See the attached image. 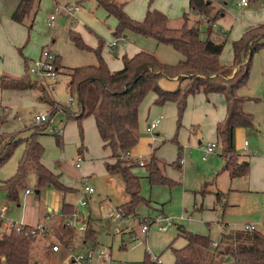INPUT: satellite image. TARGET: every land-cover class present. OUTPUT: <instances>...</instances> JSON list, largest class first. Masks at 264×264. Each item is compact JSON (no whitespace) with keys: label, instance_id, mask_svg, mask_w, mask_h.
<instances>
[{"label":"rangeland","instance_id":"rangeland-1","mask_svg":"<svg viewBox=\"0 0 264 264\" xmlns=\"http://www.w3.org/2000/svg\"><path fill=\"white\" fill-rule=\"evenodd\" d=\"M62 6L63 2L69 0H58ZM82 5L90 16L84 19L72 18L68 13L58 10L57 12L48 11L42 8L40 10L34 9L36 13L35 20L31 29H27L26 38L22 45L15 47V54L18 56L19 73L18 76H13L10 73L4 72L2 75H9L12 77H21L29 80L30 85L38 91V99L41 102H53L54 107L48 103L45 107L39 106L37 100L35 102L34 92H27L25 96H16L15 99L8 102V107L11 109H3L0 112V142L3 138L10 137L11 134H16L20 137H28L34 122V115L39 113L49 114L52 122L49 123L44 134L38 135V141L44 147L42 162L46 167L55 173L60 174V181L64 185L71 187L66 193L57 191L56 189L45 186L39 188L40 192L36 194L35 174L32 169H29L24 178L23 186L18 190V203L6 198L5 192L0 188V206L2 204L8 205L9 210L6 219L10 222L19 223L23 216V211L27 210L29 215H33L37 210L43 208H53L56 199L59 197L58 205H62L63 201H69L75 206L87 213L84 206H78L77 201L81 197V187L83 180L92 184L99 192L111 191L113 192V200L119 197L117 186L120 185L121 177L114 175L108 177L105 172L104 161L107 158L108 152L102 147L101 140L98 136L94 119L92 116H86L81 119L79 124L77 120L69 118L65 110L72 111L74 114L78 112L73 101L71 105L68 104L70 94L68 84V72L73 67L84 66L89 64H96V56L92 52L82 51L77 49L69 38V31L73 30L80 34L82 41L88 47L95 49L99 43H102V56L104 55L110 66L122 67V55L130 57L129 51H126L127 45H138L139 37L135 34H127L126 37L116 38L113 32L116 28L117 22L114 17H109L101 7L95 4L94 0H75ZM118 4L124 5L125 13L134 21L141 22L148 9H155L164 14L168 19V25L171 28H179L183 23V16L186 14L188 24L193 25L196 21L201 31V37L205 38L207 27L210 26L205 17H199L188 10L187 0H115ZM219 4L224 8V16L218 17L211 26V39L216 43H224L223 51L219 56L222 64H229L232 60V43L237 41L243 34L246 24L254 23L264 24V21H259L253 18L255 16L264 15V0H248L247 7L240 4V0H219ZM41 7V6H40ZM60 7V6H59ZM215 9H221L219 6H214ZM42 10V11H41ZM222 10V9H221ZM48 13V14H47ZM55 15L56 20L54 26L48 27L46 23L47 15ZM262 20L264 18L260 17ZM5 33H0L2 41L1 48L7 49V37ZM16 36V35H15ZM144 38V37H143ZM151 38L145 39L144 42H153ZM52 40L54 41L52 43ZM115 41L116 46L110 48V44ZM14 43V42H13ZM50 48L52 53L58 57L60 69L55 80H48L47 84L40 83L33 79L32 76H27L25 65L36 59L43 48ZM145 50V47H144ZM264 48L256 52L252 56L249 76L245 85L238 89V95L247 98L244 102V110L251 114V127H241L244 134L241 138L243 142V149L240 146H235V151L244 154L250 163V173L247 177H237L232 180L229 179L228 173L222 171L223 161L218 155L221 150L216 149L215 153L211 155V162H203L198 144L196 143V136L191 134L188 139L183 136L186 124L183 120L184 114L180 118V125L177 124L178 111L174 102L167 101L163 104L154 102L155 97L153 91H149L144 99L149 98L152 102L147 105L144 110V115L150 114L146 120L140 122V129L145 128L152 119L153 113L158 111L162 114L164 120L161 123L162 127H157L153 132H144L146 135H156L157 140L152 142L155 149V156L163 159L167 165L165 166L166 175L169 177L178 178L179 185H170L164 188L163 185H153L151 191V198L155 202L152 204L155 208H164L167 215L184 214L185 220L177 221V224L182 225L186 230L194 233L204 234L209 236L211 242H216L220 238V234L224 228L228 229H243L245 224H252L258 231L264 233ZM147 52V51H144ZM158 59L160 56L163 60L160 61L167 64H177L181 56L168 45L157 44L152 52ZM158 55V56H157ZM26 58V59H24ZM236 68V67H235ZM115 69V70H117ZM237 69V68H236ZM4 82L9 83V80L3 79ZM44 88L41 91V88ZM36 92V91H35ZM31 95V96H30ZM30 96V98H29ZM13 97V96H12ZM194 96L188 97L189 99ZM74 98V96L72 97ZM141 102V104L145 101ZM154 99V100H153ZM74 100V99H73ZM13 102V103H12ZM213 102V101H212ZM43 105V104H41ZM145 105H142V109ZM217 110L222 109V104L215 103ZM149 107V110L147 111ZM140 109V108H139ZM144 124V125H143ZM80 127L81 131L80 132ZM5 134V135H4ZM56 136L60 138L59 144L56 142ZM200 139V138H198ZM236 141V137H235ZM207 139L202 140V144H206ZM246 142V144H245ZM24 144L19 143L13 150L11 156L0 165V183L11 177L16 170L20 157L23 152ZM179 146L181 147L179 150ZM81 149L84 153L85 160L76 168L71 163V159L75 158L78 150ZM178 152L182 157V169L179 171L171 164L177 159ZM122 161V160H121ZM164 163V164H165ZM140 168V167H138ZM186 168V172H185ZM211 168V169H210ZM213 169V172H212ZM143 171V168L139 169ZM180 172V173H179ZM209 173V174H207ZM213 173V174H212ZM143 177L145 173L142 172ZM88 175V177H86ZM141 175V174H140ZM203 179L198 181L200 176ZM211 176V178H210ZM83 177H86L85 179ZM215 179L213 186L218 188L223 195L218 202L213 191L210 195L206 194L194 197L193 191L200 189L205 181ZM141 185V181H140ZM201 186V187H200ZM75 188V189H72ZM144 187V193L149 192L148 185ZM185 189L188 199L185 200L180 189ZM25 189H31L32 194L25 196ZM206 189V187H205ZM141 190V186H140ZM73 192V193H71ZM143 194V191H141ZM144 195V194H143ZM93 196V195H92ZM95 196V195H94ZM147 196V195H146ZM57 197V198H56ZM192 198L197 202L199 207L194 209L192 206ZM28 199L26 202L25 200ZM185 200V201H184ZM22 201L24 206H22ZM184 201V202H182ZM158 202L159 206L156 205ZM57 204V203H56ZM53 206V207H52ZM104 208V207H103ZM102 208V209H103ZM153 209V208H152ZM61 210V208L59 209ZM106 212V209L102 210ZM47 214L45 213V216ZM60 220L59 217L43 218L40 223L48 226L46 235L38 234L30 242L29 263L28 264H66L68 256L71 253H77L84 250L82 246V236L80 231L70 229L71 237L68 246L62 242L54 232V225ZM53 227V228H52ZM113 227V225H112ZM112 227L109 228L113 235ZM152 226L150 231H154ZM178 227L176 225L170 227L167 233H176ZM244 230V229H243ZM117 237V235H114ZM69 237V236H67ZM66 237V238H67ZM151 238L150 236L148 237ZM108 238H101L98 240L100 244H108ZM181 239L178 237L176 242ZM150 251L153 254L162 255L164 264H174L172 259L170 263V253L167 249L162 248L157 250L150 245ZM132 244L128 246L127 254L122 260L128 261V264H138L130 261L127 258H144L143 246ZM57 246L58 250L53 251L52 247ZM136 246V247H135ZM142 246V247H141ZM135 247V248H134ZM133 248V249H131ZM147 251V250H146ZM113 253V252H112ZM227 258V257H226ZM169 259V261H167ZM141 264V262L139 263Z\"/></svg>","mask_w":264,"mask_h":264},{"label":"trees","instance_id":"trees-1","mask_svg":"<svg viewBox=\"0 0 264 264\" xmlns=\"http://www.w3.org/2000/svg\"><path fill=\"white\" fill-rule=\"evenodd\" d=\"M94 1L109 17L116 19L117 25L112 33L114 37L124 38L127 34H135L151 38L158 44L172 47L181 55L177 64H167L153 54L141 51L134 56H122V67L110 70L101 54L102 43L92 49L84 44L78 33L69 32L73 45L79 50L92 52L96 56L97 63L70 69L67 88L72 97L74 96L78 112L74 114L69 109L64 111L69 118L77 120L79 124L84 117H93L102 147L108 152L106 171L121 177L124 191L129 197L128 201L122 205L135 213L137 204L148 203L140 195V177L130 170V167L137 164L132 162L126 166L128 159L125 154L138 141V108L149 91L156 94L155 102L158 104L167 101L176 104L178 126L189 95L213 92L223 94L226 115L216 126L217 143L221 147V155L224 158L223 169L229 172L231 178L247 177L250 163L246 156H239L235 151L234 137L237 127L252 126V117L243 108L247 98L238 95L237 91L247 82L252 56L264 48V24L244 31L241 37L232 43L231 62L222 64L219 56L223 51L224 43H216L211 39V23L221 16L222 10L215 9L205 0H188L189 12L205 17L210 23L205 38L201 37L197 24L199 21L189 25L186 14L183 16L181 27L171 28L167 17L155 9H148L143 20L136 22L125 13L124 5L118 4L115 0ZM32 6V0H21L11 20L17 24H24L25 19L30 17ZM24 77L1 75L0 88L24 90L34 87ZM161 77H175L178 85L174 89H164L159 84ZM3 79L10 82L6 83ZM43 89L42 87L41 91ZM46 103L51 107L55 106L53 102L46 101ZM47 127V123H35L29 128L31 134L26 138L16 134H11L8 138L1 136L3 142H0V165L11 156L19 143L24 144L15 173L0 183V188L4 190L9 200H18V190L23 186L29 169H32L35 174L37 190L45 186H50L62 193L69 190L70 187L60 181V174L50 170L41 160L44 147L37 136L44 134ZM80 132H82L81 127ZM59 141L60 138L56 136L58 144ZM180 148L179 146V150ZM180 159V152H178L177 159L171 163L178 170L181 166ZM159 164L160 161L153 151L145 165L147 173L157 178L163 177L162 167ZM222 195V192L215 193L217 200ZM74 209L71 203L62 202L63 213L70 214ZM177 227L185 244L180 248L173 247L172 244L168 245L173 253L175 264H264V233L261 231L225 227L216 247H213L210 246L209 236L191 232L181 225ZM28 229L29 226H26L24 231L16 232L14 228H11L7 232L0 219V255L5 256V264L29 263L30 242L33 239L26 233ZM54 232L62 242L68 245V232L64 226L59 225ZM84 239L97 244L95 231L91 228H87L84 232ZM226 257H229V260H226ZM141 264L161 263L155 262L145 252Z\"/></svg>","mask_w":264,"mask_h":264},{"label":"crops","instance_id":"crops-1","mask_svg":"<svg viewBox=\"0 0 264 264\" xmlns=\"http://www.w3.org/2000/svg\"><path fill=\"white\" fill-rule=\"evenodd\" d=\"M32 1H33V6H32L30 17L25 19L24 24H17V23H15V22H13L11 20V16H12L13 12L15 11V9L17 8V6L19 5V3L21 2V0H0V33H5L6 35H10V37L9 36L7 37V49H3V47L1 48L2 41L0 39V76L4 72L10 73L13 76H18V74H20L19 73L20 70L18 68L19 67V65H18V59L19 58L15 54V47L19 46V45H22V43L24 42V40L26 38L27 29L29 27L32 28V26L34 27L33 23L36 22L34 20H35L36 13H37V12L33 13L34 9H36V11L40 10L41 8H42V10L43 9H47V12L49 10L50 11L54 10V12H57L58 10H60V11H63L65 13H68V16H70L72 18L76 17V19L77 18L84 19V18H87V17L90 16L89 14H87L85 12V10L82 9V5L79 4L78 2H76L75 0H69V1H66V2L64 1L62 6L59 4L58 0H32ZM69 5H75V6L78 7V9L76 11H71V12H67V11L61 10L63 7L69 6ZM221 9H222V13H221L220 17H223L224 16V8L222 7ZM51 16H53V15L50 14L49 17L47 15V18H46L47 26H48V21H49ZM257 17H259V18H257ZM260 17L264 18V15L260 14V16H255L253 18H255V19L257 18V20L263 22L264 20H262ZM55 20H56V16H55ZM55 20L53 21V24L51 26H48V27L52 28L54 26ZM257 25H260V24H258V22H256V21L254 23L249 24V25L246 24L247 27L245 28L244 31H246L250 27L257 26ZM71 31L75 32L73 30H70L69 32H71ZM75 33H77V32H75ZM138 37H139V41H138V45L137 46L136 45L132 46L131 44L127 45L126 51H129V53L131 54L130 56H134V55H136L137 53H139L141 51L152 52V50L154 49L155 45L158 44L153 39H152L153 42H150V41L144 42V40L148 39V38H143V37H140V36H138ZM149 40H151V39H149ZM53 42L54 41L52 40V43ZM115 46H116L115 41L112 44H110V48L111 49L114 48ZM144 47H145V50H144ZM262 53H264V51ZM101 54H102V52H101ZM177 54L179 56H181L179 53H177ZM124 56H127V55H124ZM158 57H159V59L163 60L160 56H158ZM24 59H26V58H24ZM103 59L105 60L107 66H108V68L110 70H115V69L119 68V66H110L107 58L104 55H103ZM57 60H58V65H59V69H60V64H59L58 57H57ZM25 69H27V64L25 65ZM159 84L164 89H174L178 85V81L176 80L175 77H170V78L169 77H161L160 80H159ZM29 91L30 92H34V95L32 96V97H34L33 100H35V102L37 100L38 102H36V103H38L39 106L45 107L44 105H47L46 103L41 102V100L39 101V99H38V97H39L38 94L39 93L33 87L27 88V89H24V90L2 89V88H0V112L3 109H5V110L9 109L10 110L11 108L7 106L8 102H10V104H11V100L15 99L16 96H18V95L25 96L24 94H26L27 92L29 93ZM152 95L156 99V94L154 93ZM194 95H195V97H192L191 99H189L188 106L186 105V108H185V110L183 112V114H184L183 120H184V122L186 124V127L184 129V134H183L184 136L183 137L185 139H188L189 135L194 134V136H196V143L198 144L200 151L203 152V150L206 147L207 143H209V142H217L216 126H217V124L219 122H221L224 119V117L226 115V102H225V98H224L223 94L218 93V92H213V93H209V94L195 93V94L189 95L188 97L194 96ZM30 96H29V98H30ZM188 97H187V100H188ZM144 100L145 101L142 104L140 103V105H139L140 109L138 108V131H137L138 132V141L135 144V146L130 150V155L131 156L128 159V163H126V166H129L132 162L137 164V166L130 167V170L134 174H136L137 176L140 177V181H141L140 195L145 200H147V202H148V203L141 202V203L137 204V206L135 208V214L139 215L141 217H144L146 219H152L157 214H161L163 216L171 218L172 219V225H170L165 231H160V230H158V228L156 226H154L155 229H154L153 232L150 231L151 228H152V226H151L150 229H149V232L147 234V237L145 239V243L141 244V243H138V242H131V243L125 245V246H121L120 243H119V241H120L119 239L123 238V236L115 237L114 235H112L110 233L111 232V231H109L110 226L106 222L105 214H106L107 210L110 208V205H114V206L115 205H122V204H125L128 201V199H129V197L127 196V194L124 191V184H123L122 179H121L122 182H120V185L117 186V189H119L118 190L119 194L116 195V196L119 197L117 200H113L114 199L113 198V192H111V191H109V192L108 191L99 192V191H97L95 189V192L93 194L87 195V197H88V205L84 206V207L87 208L85 211L88 214V228H91V229H93L95 231V235L97 237V244H100L98 242V240L101 239V238L110 239V240L107 241L108 244H106V246H110V248H111V250L113 252L112 255L117 261H119V262L124 261V262H126V264H128V261L122 260V259L124 258L125 254H127L126 252H128L127 251L128 246H130L132 244L134 245L136 243V244H138L137 246H140V245L143 246V247L142 246L141 247L144 249V253L147 252L152 258L153 257L159 258L161 264H164L163 263L164 260L161 259L162 255H159V254H157V255L153 254L152 255V252L149 249L150 246L148 244V243H150V245H152V247L154 249H157V250H159V249L162 250V248H163V250L167 249L168 252L170 253V263H171L172 259L174 261V256H173V253H172L171 249H169L168 245L172 244L173 247L180 248V247H182L185 244V240L181 236L179 229H177L175 235L171 234V233H167V230L170 227L174 226V225H176V227H177L179 225V224H177V221L185 220V215L184 214H180V215H175L174 217H172V215H167L166 214V212H165L163 207L161 209L160 208H155V207L152 206V204H150V206H149V203L155 202L151 198V191H152V186L153 185H163L164 188L169 187L171 189V186H169V184L170 185H179L180 186V182L178 181V178L174 179V177H169L168 175L165 174L166 173L165 166L167 165V163L163 162L164 161L163 159L158 158V160L160 161L159 165L162 167L163 177L157 178V177H154V176H150L147 173L146 169H145V165L148 162L150 154L153 151L155 152L156 147L153 146L152 142L157 140V137H156L157 133H156V135H153V136L146 135L142 131L146 132L145 129H146L147 125L145 126V128L143 127V128L140 129V127H139L140 126V122H141V126H142V120L144 118L147 120L150 117L149 113L144 115V117H142V115L144 114V110H146L147 105H149L152 102V100L150 98H149L148 101H147L146 98ZM154 102H155V100H154ZM216 102L219 105L222 104L223 108L217 110V108L215 106ZM41 104H43V105H41ZM142 105H145L143 109H142ZM148 110H149V107H148L147 111ZM159 116H162V117L159 119V122H158L156 128L157 127L158 128L162 127L161 123L164 120L163 115L162 114H158V111H155L153 113V116H152V119H151V121H152L154 119H157ZM243 134H244V131H242V128L241 127H237L236 130H235V137H236L235 146L237 145V142H238V145L240 146L241 149L246 147V146H244L243 142H241V138H242ZM235 137H234V139H235ZM198 138H200V139H198ZM204 139H207L206 144H202V140H204ZM238 145H237V147H238ZM216 149H220L221 150V147H220L219 143H217V146L214 148L213 152H211L206 157L205 160H203L202 158H201V160L203 162H206V161L210 160L208 162V164H209L211 162V155L215 153ZM78 154H81L84 157V160H85L84 153L82 152L81 149L78 150ZM237 154H239V156H245L244 154H240L238 152H237ZM218 155L221 157V159L223 161L222 171H225L226 173H228V176H229L230 180L234 179V178L230 177V174H229V172L227 170L223 169V167H224V158L221 155V152ZM41 160H42V157H41ZM139 160L144 162L143 166H140L137 163ZM106 161H107V159H105L104 165H105ZM181 162H182V157L180 159V165L181 166H180L179 171L182 169V163ZM169 165H171V164L169 163ZM138 167L143 168L144 170L140 171L139 170L140 168H138ZM105 172H106L107 176L110 177V178L115 175V174H109L106 171V168H105ZM142 172H144L146 174L145 177H143ZM185 172H186V168H185ZM212 172H213V169H212ZM249 173H250V171H249ZM207 174H209V173H207ZM86 177H88V175H86ZM86 177H83V178L85 179ZM210 178H211V176H210ZM202 179H203V175L200 176L198 181H201ZM161 180L162 181L164 180V182H161ZM214 181H215L214 178L210 179L209 181H205L203 183L204 185H201L202 187L200 186L201 188L199 190L195 189L193 191L194 197L199 196V195L204 197V195L208 194V195H210V198H211V192L212 191H213V194H215L216 192H218V193L221 192L218 188L213 186ZM90 185H92V184H90ZM142 185H144L145 187L148 185V187H147L149 189L148 193H146V191L144 193V187L142 188ZM81 187H82V185H81ZM205 187H206V189H205ZM72 189H75V188L72 187ZM180 190L182 192L183 197H185V200L188 199V197H187L188 193L186 194V190L183 189V188L180 189ZM141 191H143L144 195L142 194ZM39 192H40V190H37L36 194H38ZM71 193H73V192H71ZM30 194H32V192L26 193L24 191V195L25 196H28ZM82 196H83V189H81V197ZM193 199L194 198H192V206H193L194 209H197L199 207V205ZM56 200H57V202H56L57 204L55 203V205H53L54 207L52 206L53 208H50V207L46 208L45 207L42 210H37V207H36L35 208L36 211L34 212L33 215H29L27 210L23 211V216H22V219H21L20 222L24 223L25 225L32 226V225H35V224L39 223L43 218L45 219V213L47 214V211L49 209L58 210L59 214L58 215H53V217H59L60 218V220L57 222V224L53 226L54 229H56L60 225L61 220H62V218L60 216V211H62V210H59L62 207V205L60 207L58 205L59 204L58 203L59 197ZM25 201L27 202L28 199H26ZM184 201H182V202H184ZM217 201L219 202L220 200H217ZM64 202L71 203L74 206V208L76 207L75 204L72 203V202H69V201H64ZM24 203L22 201V206H24ZM101 204L104 205L103 209H106V212L105 211L103 212L102 211L103 209H101L99 207ZM2 205H5V204H2ZM19 205L20 204L17 201V207H19ZM156 205L159 206L158 202L156 203ZM5 206H6V209L4 211V216L6 217V215L8 213V210H9V207H8V205H5ZM72 230H74V229H72ZM66 231L68 232V236L69 237L67 238V241L69 242L72 233L70 232V228H66ZM74 231H77V230H74ZM81 233L83 234V236H82V246L85 247L86 245H89L91 243V241L88 240V239L85 240L84 239V232H81ZM150 233H151V238L149 239L148 237L150 236ZM178 237L181 240L176 242V239ZM103 245H105V244H103ZM131 249H133V248H131ZM127 259H129L130 261H134V262H136L138 264L141 262V257L140 258H132V257H130V258H127ZM167 261H169V259ZM174 264H175V262H174Z\"/></svg>","mask_w":264,"mask_h":264},{"label":"built area","instance_id":"built-area-1","mask_svg":"<svg viewBox=\"0 0 264 264\" xmlns=\"http://www.w3.org/2000/svg\"><path fill=\"white\" fill-rule=\"evenodd\" d=\"M208 3H211L213 6H222L219 4V0H205ZM240 4L243 7H247L249 2L248 0H240ZM78 9L75 5H69L63 7L61 10L71 12L76 11ZM206 19V18H205ZM55 20V16H51L48 21V26L53 24ZM215 24H212L214 28ZM57 56H55L49 48H43L40 51L39 56L32 60L30 64L27 65L26 72L28 75L32 76L34 80L47 84L48 80H55L59 73V65H58ZM73 98L70 97L68 104L71 105L73 102ZM162 116H159L157 119L150 121V123L146 127V132H153L159 122V119ZM34 122L39 123H49L52 122V118L49 114L40 113L34 115ZM246 144V142H245ZM217 146V142H209L207 143L206 147L203 150L201 158L203 160L213 152L214 148ZM130 151L125 154L127 159L130 158ZM84 157L81 154L76 155L75 158L71 159L72 165L76 168H79L80 165L83 163ZM140 166L144 165V162L139 160L137 162ZM83 188V196L78 199L77 204L78 206H87L88 205V197L87 195L93 194L95 192V188L90 185L89 183L83 180L82 182ZM26 193L32 192L31 189H26ZM101 209L104 207L103 204L99 206ZM6 209L5 205L0 207V219L2 220V225L5 231H10L11 228H14L16 232H22L26 228L24 223L19 222H10L4 216V211ZM58 210L49 209L47 211L46 218H49L53 215H58ZM60 216L62 218L60 225L64 226L65 228L74 229L77 231L85 232L88 228V214L84 213L83 211L79 210L75 207L74 211L70 214H65L60 211ZM105 219L107 224L112 227L113 235L123 236L120 238L119 243L121 246H125L131 242H138V243H145V239L149 232L151 226H156L158 230L165 231L170 225H172V219L161 214H157L152 219H146L139 215H136L133 212H130L126 206L124 205H110V208L107 210L105 214ZM48 226L43 223H37L35 225L29 226L28 233L29 236L34 239L37 237L38 234L46 235ZM244 230L251 231L254 230V226L252 224H245L243 226ZM69 245V244H68ZM67 245V246H68ZM213 247H216L217 241L212 242L211 244ZM53 251H57L58 247L53 246ZM153 260L157 263H161L159 258L153 257ZM0 264H5V256L0 255ZM66 264H126V262L117 261L113 255L110 246H106L103 244H93L90 243L84 247V250L79 251L77 253H71L68 256Z\"/></svg>","mask_w":264,"mask_h":264},{"label":"water","instance_id":"water-1","mask_svg":"<svg viewBox=\"0 0 264 264\" xmlns=\"http://www.w3.org/2000/svg\"><path fill=\"white\" fill-rule=\"evenodd\" d=\"M36 192H37V190H36ZM226 260H229V257H227Z\"/></svg>","mask_w":264,"mask_h":264}]
</instances>
